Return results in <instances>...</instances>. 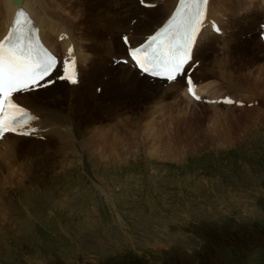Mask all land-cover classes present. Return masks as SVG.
I'll return each mask as SVG.
<instances>
[{"label": "rangeland", "instance_id": "1", "mask_svg": "<svg viewBox=\"0 0 264 264\" xmlns=\"http://www.w3.org/2000/svg\"><path fill=\"white\" fill-rule=\"evenodd\" d=\"M87 1L92 12L110 11L108 1ZM214 33L215 45L228 41ZM234 33L244 77L264 64L249 54L264 53V43L242 45ZM99 89V100L81 102L74 155L54 161L52 148L32 141L15 151L2 191L0 264H264V100L236 90L254 101L244 106L256 124L225 138L223 116L196 108L190 119L182 98L162 105L160 93Z\"/></svg>", "mask_w": 264, "mask_h": 264}, {"label": "bare ground", "instance_id": "2", "mask_svg": "<svg viewBox=\"0 0 264 264\" xmlns=\"http://www.w3.org/2000/svg\"><path fill=\"white\" fill-rule=\"evenodd\" d=\"M105 1L110 3V11L107 15L97 13L98 11L92 12V3L87 0H73L71 2L67 0H22V3L21 0H0V39L8 33L13 13L16 9H22L31 18V25L38 27V34L46 46L55 51L59 48L67 57H72V54L76 56L75 60L78 63L79 74L78 84H67L70 85L69 89L57 86L58 84L64 83L65 85L67 83L58 81L49 87H44L43 90L16 95L19 103L30 109L36 119L26 126L29 127L27 131L31 133L29 136L18 137L6 133L4 138L0 139V220L5 214L2 212L4 210L2 191L6 187L5 185L10 183L9 179L12 177L8 173V168L15 151L20 150L25 145H31L32 141V143L52 148L51 152L48 151V154L51 158L55 157L54 161L65 154L66 158L70 151L74 155V148L69 146V138L76 140L73 129L76 121H79L81 102L83 100L88 101V99L91 101L99 100L97 89L100 86L103 90L104 87L127 88L130 91H145L151 95L160 93L164 96L161 99L165 98L166 101L171 98V100L179 102L182 98L187 101V105L185 104L183 108L186 112H189L187 113L190 119L197 110L196 108L200 109L199 111L202 110L203 113L210 111V114L214 116H223L225 119L221 120L226 122L225 134H228L225 138H229L234 132L247 130L246 128L249 125L251 127L254 123L256 124L254 119L251 118L249 108L242 106L239 109L232 105L223 104V99L219 100L218 98L222 97L223 94H231L232 91L248 90L255 96V100L258 99L260 102L264 100V97L259 95L260 92L264 93V64L250 67L247 70L248 74L243 77L242 73L245 72L239 64L238 56L234 58V51L237 47L233 46L234 41H229L230 37L237 35L234 31H237L239 35L243 31L244 34H249L247 37L250 44L255 46L263 44L261 39L258 38L260 34H264L261 27V25H264V13L262 14L264 10L262 7L260 9V0L209 1L205 21L208 24V29H203L198 35V42L193 50L194 63L197 61L198 64L193 75L188 73L193 82L196 83L194 84L195 94L200 97L198 101L194 100L193 95L189 93L183 76L179 77L178 81L168 82L164 86L163 83H167V81L149 82L146 77L141 76L137 70L133 69L130 63H127V65L118 63L115 65L117 68L112 69L114 67L113 61L116 58L126 57L127 48H131L139 40H142L145 35L149 34L163 21L173 8L176 0H168L165 2L166 4L164 3V6H159L160 2L155 4L156 0H147L148 6L142 5L141 0H135L141 8L134 6L132 0ZM240 11L246 12V14L240 13ZM222 16H229L227 17V27L220 26L222 28L220 30V32L222 31L221 34H227L224 39L228 41L222 42L221 45H215V41L221 40V36L216 35L214 31L220 33L216 31V27L221 23L219 17ZM246 20H251L248 28L246 30L240 29L242 25L244 26ZM260 22L263 23L259 24ZM210 28L215 30L212 31ZM227 29H229V32ZM118 31L120 43L116 42L115 35ZM125 37L130 44L128 46H125L121 41V38ZM57 38L59 41H57ZM239 38L243 42L244 39ZM69 49H72L71 53ZM220 49H222L221 52ZM85 51L89 52L91 56H85ZM249 54L256 57L257 62L262 57L264 58V53L253 54L250 52ZM117 60L119 61V59ZM80 62L85 63L83 65L84 71L81 69ZM108 62H111L110 65L107 64ZM261 63H264V60ZM188 68L186 67V73ZM104 73L106 77L101 79ZM87 74L91 76V78L85 80L88 87H82L80 85L81 79L84 80ZM104 98H111V94L101 98L102 102ZM161 99L154 101V103L160 102ZM205 99L208 100L206 105H200L199 103ZM243 107L245 108L242 111ZM188 108L189 110H187ZM237 109L238 112H236ZM69 123L72 127L68 126ZM100 138H103V141ZM106 138L107 133H104V136L100 135L95 147V154L100 159L105 158V155L102 153V143H99V141L104 142ZM111 144H113V141L108 142L110 148ZM51 167H55L54 164ZM25 182L31 184L29 176ZM24 191H27L25 187ZM28 192L27 196L22 199L26 205L31 204V195Z\"/></svg>", "mask_w": 264, "mask_h": 264}, {"label": "snow or ice", "instance_id": "3", "mask_svg": "<svg viewBox=\"0 0 264 264\" xmlns=\"http://www.w3.org/2000/svg\"><path fill=\"white\" fill-rule=\"evenodd\" d=\"M142 3L147 0H141ZM22 3V0H21ZM209 0H182L181 8L177 10L168 22L151 36L147 43L131 48L129 57L135 66L145 75L165 79L169 82L178 81L181 75L186 76V67L194 63V46L198 42L205 20V7ZM28 23L23 11L16 14L15 25L9 33L8 47L0 45V139L6 133H17L28 136L31 133L25 128L31 120L36 119L30 115L24 106L14 101V94L29 93L33 89L46 87L54 81L51 79L57 66V59L44 49L39 42H33L29 33L21 24ZM216 31H220L217 27ZM127 43V38L125 37ZM72 49H69L71 53ZM118 63H129L121 60ZM67 76L59 79L70 81L72 85L78 84L73 59L68 65ZM189 93L196 100L200 97L195 94V85L191 77L186 78ZM98 92L102 89H97ZM227 103H234L227 100Z\"/></svg>", "mask_w": 264, "mask_h": 264}]
</instances>
